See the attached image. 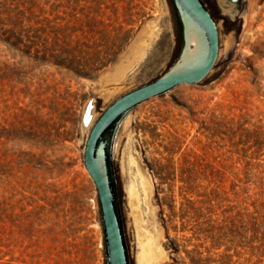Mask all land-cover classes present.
<instances>
[{"label":"rangeland","instance_id":"rangeland-1","mask_svg":"<svg viewBox=\"0 0 264 264\" xmlns=\"http://www.w3.org/2000/svg\"><path fill=\"white\" fill-rule=\"evenodd\" d=\"M202 1L219 34L212 70L115 133L130 264H264V228L228 223L264 193V0ZM182 44L168 0H0V264H104L88 133Z\"/></svg>","mask_w":264,"mask_h":264},{"label":"water","instance_id":"water-1","mask_svg":"<svg viewBox=\"0 0 264 264\" xmlns=\"http://www.w3.org/2000/svg\"><path fill=\"white\" fill-rule=\"evenodd\" d=\"M183 44L175 64L160 78L133 89L98 116L84 146V167L98 197L107 264H130L113 172L114 137L121 120L136 106L180 84H197L212 70L219 51L216 21L201 0H173Z\"/></svg>","mask_w":264,"mask_h":264},{"label":"trees","instance_id":"trees-1","mask_svg":"<svg viewBox=\"0 0 264 264\" xmlns=\"http://www.w3.org/2000/svg\"><path fill=\"white\" fill-rule=\"evenodd\" d=\"M168 2L170 3L171 8L174 11V13H176L177 22L179 23V26L182 30L181 22H180L178 14H177V11L174 7L173 0H168ZM204 5H206V4L204 3ZM206 8L209 10V8L207 6H206ZM97 201H98V197H97ZM243 204L244 205L242 208V212H239L240 217L239 218L231 217L232 220L229 219L228 223L233 226V225H235V221H239L240 223H243V229L245 231H250L252 234H255V233H257L259 227L264 228V193H262V191L260 189V191L258 193H255L253 196L246 197L243 200ZM98 207H99V215H100V224H101V228H102V232H103L99 201H98ZM103 246H104V264H107L104 236H103Z\"/></svg>","mask_w":264,"mask_h":264},{"label":"bare ground","instance_id":"bare-ground-1","mask_svg":"<svg viewBox=\"0 0 264 264\" xmlns=\"http://www.w3.org/2000/svg\"><path fill=\"white\" fill-rule=\"evenodd\" d=\"M226 7V6H225ZM225 10L226 11H229L230 10V7L229 6H227L226 8H225ZM132 195V194H131Z\"/></svg>","mask_w":264,"mask_h":264}]
</instances>
